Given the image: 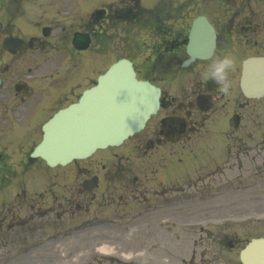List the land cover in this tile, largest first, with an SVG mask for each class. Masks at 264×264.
<instances>
[{"label":"rangeland","instance_id":"1","mask_svg":"<svg viewBox=\"0 0 264 264\" xmlns=\"http://www.w3.org/2000/svg\"><path fill=\"white\" fill-rule=\"evenodd\" d=\"M114 1L119 0H22V3H24L23 5H87L94 7L99 3L105 5ZM160 1L165 8V5H175L178 0ZM140 2L141 5L149 6L153 5L155 0H140ZM187 2L192 5H217V13H219L218 5H221L224 0H196V2L188 0ZM113 5L116 7L112 5L109 7L112 9V13L123 18H126L125 14L131 10V14L127 15L130 19L120 23L121 26H124L129 22L128 28L131 30L120 34V36H115L114 39L106 36L100 53L103 64H100V56L94 55L93 58H90L91 55H88L86 77L88 83L98 72V68L102 65L104 69L107 68L121 56L133 57L141 76L144 73V63L147 60L150 61L144 39V28L147 22L145 13L138 14L137 6L133 0H123ZM88 27L91 29L89 18ZM136 52L138 55L134 54ZM163 87L166 91H170L168 85L163 84ZM226 91L229 92V95L225 97H229L232 101L241 96L236 82L231 89ZM241 100L245 101L243 97ZM246 102V107L240 114L242 122L237 130H233L231 124H226L225 119L231 114L229 108L228 110L218 108L217 113L210 116V119L205 123L201 135H193L189 140L176 146H167L145 153L144 150H141L142 145L140 149L135 147L139 142L142 143V140L138 139L141 135L139 134L121 147L100 151L87 161H78L73 165L53 169L39 164V167L37 166L36 170H33L39 179L38 193L47 189L49 183L50 185L55 184V187H51V193L57 195V198L62 197V193H66L68 188L79 189L80 183L85 179L98 178L97 189L89 195L80 197L79 203L87 199L89 207V213L76 215L82 219L85 216L95 215L94 212L99 211L96 204H100L102 198L115 200L119 210L124 209V205H130L132 210L141 209V205L137 206V203L141 199H154L155 197L152 195L158 184L173 187L171 189L173 191L181 190L184 192V197L194 196L196 199L193 200V204L186 203L190 199H184V206L174 210L155 211V214L145 219L144 225L139 227L138 230L144 232H130L121 228L118 233H104L96 230L80 235L67 234L65 236H72L58 243L55 249L40 250L36 256L33 254L21 262L19 260L16 262L17 256L14 254L16 245L14 243L12 247L4 249V251L0 250V264H107L101 257H115L123 262L132 257L141 260V264H175V260L170 258L169 253L172 255L184 254L189 243L195 239L191 231L197 232L202 229L211 231L215 237L216 235H226L227 241L231 242L233 247L220 249L216 245L218 244L216 239L214 242L212 240L207 242L203 236L199 245L204 244L198 254L201 251H207V258L211 264H240L238 252L245 243L251 238L264 237V221L257 218L264 213V98L259 101ZM159 115L149 122L145 132L150 127L157 125L156 121H158ZM143 134L145 133L143 132ZM39 139L40 133L38 134V132L26 139L23 138L20 152H28L29 145ZM132 148L137 150L134 151ZM7 149L11 151L10 148ZM18 154L16 152L12 154L14 155L13 163L18 160ZM112 154L116 158V163L130 167L131 174L126 172L121 174L119 169L122 166L118 165L108 168L104 166L105 170L100 169L101 164L111 161ZM164 171L169 179L164 177ZM135 176L139 178H135ZM108 177H113L115 182ZM133 179H137V182L143 181V187L139 188V191L132 188ZM117 180L119 183H116ZM126 185H129L128 188ZM244 187L246 191L243 192ZM239 193L243 194L239 195ZM174 194L167 193V195ZM44 195V200L48 202L44 207H47L50 204L47 196L49 194L44 191ZM73 195L78 196V193L73 192ZM243 196H247L251 200L247 201ZM209 197L211 202L208 200L205 203L199 202V200ZM113 206H115L113 203L107 202L106 207L99 214H107L105 212ZM216 223L223 228L215 227ZM181 230L185 237L184 240L180 239ZM147 238H150V241H147ZM143 242L149 243V246L154 244L153 247H157V251L147 249ZM101 246L105 247L103 249H107L106 254L97 251ZM163 248H166L169 253L161 251ZM53 253L56 260L51 257ZM39 254L43 255L40 258L48 257L50 254L52 259L36 258Z\"/></svg>","mask_w":264,"mask_h":264},{"label":"flooded vegetation","instance_id":"2","mask_svg":"<svg viewBox=\"0 0 264 264\" xmlns=\"http://www.w3.org/2000/svg\"><path fill=\"white\" fill-rule=\"evenodd\" d=\"M216 6L187 5L190 10L187 13L184 12L185 5L176 6V9H161L148 18L146 26L145 38L149 52L158 51L166 60L171 58L166 68L154 64L153 59L151 60L149 68L151 67V73L156 79H161L159 74L163 71H186L192 76L185 82L186 91L182 90L176 99L167 100L165 114L184 117L191 133L199 131L206 119L194 105V98L206 92L203 81L197 77L206 62H195L184 71L180 70L179 66L185 54V37L193 18L204 15L213 27L216 45L212 60L215 62L229 56L236 65L238 59L264 56V2H256L253 5L250 1L242 5H220L219 13ZM100 16L93 28L95 33L93 29L89 31L88 14L82 5H0V121H12L13 127L17 125V121L26 117L36 122L40 106L51 107L52 114L57 105L77 98L81 89L87 87V50H76L72 38L77 34H89L91 42H95L96 37H103L104 22L110 15L103 11ZM8 38L21 39V50L8 52L2 45L3 40ZM96 43L100 48L99 40L96 39ZM24 63L29 67L24 69ZM27 73L29 75L25 76ZM229 80L227 77V82ZM220 95L221 92L213 96V107ZM34 126L31 133L37 131V126ZM11 132L16 133L17 129L12 128ZM147 136L158 144L154 145L153 149L166 145L162 141L157 142L155 129H151ZM135 147L140 149L141 143ZM136 148L132 149L136 151ZM117 165L122 166L120 163L101 164L100 169L105 170L104 166L108 168ZM119 171L121 174L131 173L129 166H122ZM8 175L6 172H0V185H5L6 188L14 185L11 184L12 175ZM108 179L114 181L113 177ZM116 183H119V180ZM132 185L135 191L143 187L142 182H137V179L132 180ZM126 186L128 188L129 185ZM15 189L22 190L23 187L16 184ZM73 192H77L78 196H74ZM80 192L78 188H68L64 199L59 201L54 193L49 194L54 201L48 208L49 215L57 216V219L61 220L72 209L73 212H87L88 201L84 199L79 203ZM107 202L115 205L112 208H119L115 200L103 198L96 206L103 210ZM24 208L27 211L26 216ZM38 213L39 203L33 197L25 203L21 198L14 201L0 200V246L6 247L8 234L23 233L25 227L33 225Z\"/></svg>","mask_w":264,"mask_h":264},{"label":"water","instance_id":"3","mask_svg":"<svg viewBox=\"0 0 264 264\" xmlns=\"http://www.w3.org/2000/svg\"><path fill=\"white\" fill-rule=\"evenodd\" d=\"M242 81L247 97L263 95L264 60L247 61ZM158 97L156 88L137 81L130 65L121 61L99 78L96 87L84 92L77 104L58 112L44 126L43 140L33 156L50 166L64 165L88 157L97 148L116 145L143 127L155 113ZM240 258L243 264H264V240H252Z\"/></svg>","mask_w":264,"mask_h":264},{"label":"clouds","instance_id":"4","mask_svg":"<svg viewBox=\"0 0 264 264\" xmlns=\"http://www.w3.org/2000/svg\"><path fill=\"white\" fill-rule=\"evenodd\" d=\"M232 66L233 60L229 56H224L213 65L211 76L214 77L218 83H221L224 88L227 86L228 71Z\"/></svg>","mask_w":264,"mask_h":264},{"label":"bare ground","instance_id":"5","mask_svg":"<svg viewBox=\"0 0 264 264\" xmlns=\"http://www.w3.org/2000/svg\"><path fill=\"white\" fill-rule=\"evenodd\" d=\"M101 251H103V252H107V249H101Z\"/></svg>","mask_w":264,"mask_h":264}]
</instances>
